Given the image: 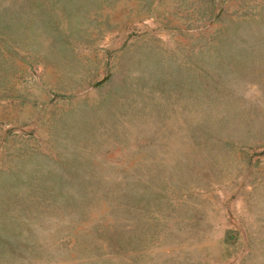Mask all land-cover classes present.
<instances>
[{"label":"rangeland","instance_id":"obj_1","mask_svg":"<svg viewBox=\"0 0 264 264\" xmlns=\"http://www.w3.org/2000/svg\"><path fill=\"white\" fill-rule=\"evenodd\" d=\"M0 264H264V0H0Z\"/></svg>","mask_w":264,"mask_h":264}]
</instances>
